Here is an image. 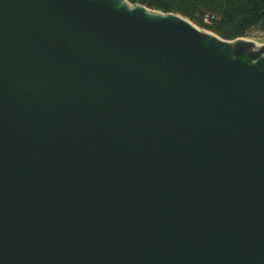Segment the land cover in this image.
Returning <instances> with one entry per match:
<instances>
[{"label":"water","instance_id":"water-1","mask_svg":"<svg viewBox=\"0 0 264 264\" xmlns=\"http://www.w3.org/2000/svg\"><path fill=\"white\" fill-rule=\"evenodd\" d=\"M0 264H264V44L0 0Z\"/></svg>","mask_w":264,"mask_h":264},{"label":"trees","instance_id":"trees-1","mask_svg":"<svg viewBox=\"0 0 264 264\" xmlns=\"http://www.w3.org/2000/svg\"><path fill=\"white\" fill-rule=\"evenodd\" d=\"M163 13H176L218 36L235 40L264 29V0H128Z\"/></svg>","mask_w":264,"mask_h":264},{"label":"rangeland","instance_id":"rangeland-1","mask_svg":"<svg viewBox=\"0 0 264 264\" xmlns=\"http://www.w3.org/2000/svg\"><path fill=\"white\" fill-rule=\"evenodd\" d=\"M126 1L129 2L128 0H126ZM199 28L202 29L203 31L213 33L212 31H210L208 29L201 28V27H199ZM246 38H248L250 40H254V41L258 42V44L263 45L264 44V29H256V30L252 31L249 34V36Z\"/></svg>","mask_w":264,"mask_h":264}]
</instances>
